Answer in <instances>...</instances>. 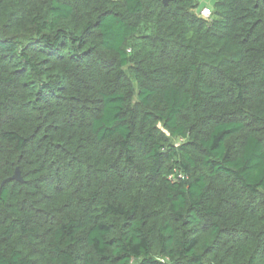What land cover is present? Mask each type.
Masks as SVG:
<instances>
[{"label": "trees", "instance_id": "1", "mask_svg": "<svg viewBox=\"0 0 264 264\" xmlns=\"http://www.w3.org/2000/svg\"><path fill=\"white\" fill-rule=\"evenodd\" d=\"M202 8L0 0V264H264V0Z\"/></svg>", "mask_w": 264, "mask_h": 264}, {"label": "rangeland", "instance_id": "2", "mask_svg": "<svg viewBox=\"0 0 264 264\" xmlns=\"http://www.w3.org/2000/svg\"><path fill=\"white\" fill-rule=\"evenodd\" d=\"M195 2L197 3L198 8L207 6L212 9L214 5V0H195Z\"/></svg>", "mask_w": 264, "mask_h": 264}, {"label": "water", "instance_id": "3", "mask_svg": "<svg viewBox=\"0 0 264 264\" xmlns=\"http://www.w3.org/2000/svg\"><path fill=\"white\" fill-rule=\"evenodd\" d=\"M164 4H168L170 0H162ZM11 179L23 181V178L21 176L19 168H16L13 175L11 176Z\"/></svg>", "mask_w": 264, "mask_h": 264}, {"label": "built area", "instance_id": "4", "mask_svg": "<svg viewBox=\"0 0 264 264\" xmlns=\"http://www.w3.org/2000/svg\"><path fill=\"white\" fill-rule=\"evenodd\" d=\"M199 14L203 17H208L210 15V9L208 7H203Z\"/></svg>", "mask_w": 264, "mask_h": 264}, {"label": "crops", "instance_id": "5", "mask_svg": "<svg viewBox=\"0 0 264 264\" xmlns=\"http://www.w3.org/2000/svg\"><path fill=\"white\" fill-rule=\"evenodd\" d=\"M204 7H206V6H204Z\"/></svg>", "mask_w": 264, "mask_h": 264}]
</instances>
